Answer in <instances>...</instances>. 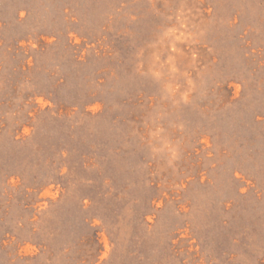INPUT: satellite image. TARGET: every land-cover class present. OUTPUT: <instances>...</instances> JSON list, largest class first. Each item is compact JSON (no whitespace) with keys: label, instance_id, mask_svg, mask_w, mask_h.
I'll return each instance as SVG.
<instances>
[{"label":"rangeland","instance_id":"1","mask_svg":"<svg viewBox=\"0 0 264 264\" xmlns=\"http://www.w3.org/2000/svg\"><path fill=\"white\" fill-rule=\"evenodd\" d=\"M0 264H264V0H0Z\"/></svg>","mask_w":264,"mask_h":264}]
</instances>
